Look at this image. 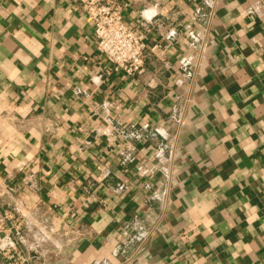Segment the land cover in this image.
I'll return each instance as SVG.
<instances>
[{
	"label": "crops",
	"instance_id": "0c3cea01",
	"mask_svg": "<svg viewBox=\"0 0 264 264\" xmlns=\"http://www.w3.org/2000/svg\"><path fill=\"white\" fill-rule=\"evenodd\" d=\"M0 0V264H264V0Z\"/></svg>",
	"mask_w": 264,
	"mask_h": 264
},
{
	"label": "built area",
	"instance_id": "2783aa9c",
	"mask_svg": "<svg viewBox=\"0 0 264 264\" xmlns=\"http://www.w3.org/2000/svg\"><path fill=\"white\" fill-rule=\"evenodd\" d=\"M87 20L92 24L97 50L115 70L128 75L143 70L145 38L129 27L123 19V6L117 0H84L82 3ZM11 258L7 264H25L29 255L11 245Z\"/></svg>",
	"mask_w": 264,
	"mask_h": 264
},
{
	"label": "rangeland",
	"instance_id": "374dc122",
	"mask_svg": "<svg viewBox=\"0 0 264 264\" xmlns=\"http://www.w3.org/2000/svg\"><path fill=\"white\" fill-rule=\"evenodd\" d=\"M19 251H21L22 253H25L24 251H22L20 248H17ZM25 254H27V253H25ZM9 259V261H11V258H8Z\"/></svg>",
	"mask_w": 264,
	"mask_h": 264
}]
</instances>
